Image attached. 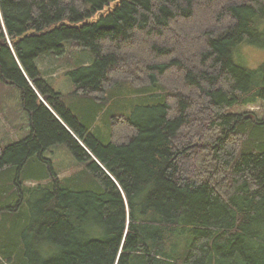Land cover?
Listing matches in <instances>:
<instances>
[{
  "label": "trees",
  "instance_id": "trees-1",
  "mask_svg": "<svg viewBox=\"0 0 264 264\" xmlns=\"http://www.w3.org/2000/svg\"><path fill=\"white\" fill-rule=\"evenodd\" d=\"M206 1L0 0L30 128L0 145V264H264V116L236 111L264 106V67L235 58L264 48V0ZM67 43L91 59L63 94L38 60ZM59 145L88 174L60 180Z\"/></svg>",
  "mask_w": 264,
  "mask_h": 264
},
{
  "label": "rangeland",
  "instance_id": "rangeland-1",
  "mask_svg": "<svg viewBox=\"0 0 264 264\" xmlns=\"http://www.w3.org/2000/svg\"><path fill=\"white\" fill-rule=\"evenodd\" d=\"M208 1V0H207ZM206 1V2H207ZM212 0H210L211 3ZM221 2V0H218ZM199 8L196 9V18L201 19L206 11H208L207 4L197 2ZM209 6V4H208ZM217 10V9H216ZM215 10V11H216ZM218 11V10H217ZM66 52L62 55H52L46 54L42 59L38 60V67L43 72L45 78L49 80L50 85L59 93L69 94L73 90V81L68 73L74 71L72 61H85L91 59L90 51L84 48H75L70 43L66 45ZM241 56L244 57L245 63L240 59L238 53H236L235 58L239 64H243L249 69H258L264 67V48L256 46H244L242 47ZM241 49V50H242ZM261 104L249 106L236 111H254L253 113L264 116V106ZM251 108V109H250ZM103 133L106 130L103 123L97 124ZM29 119L28 115L25 113L20 92L17 88L10 86L4 82H1L0 78V145H11L24 140L29 136ZM102 133L103 137H107ZM197 146L205 147V145L197 144ZM206 158L205 154L203 155ZM46 158L52 161L54 166V173L58 175L60 180H71L74 177L85 176L88 174L84 166L79 165L68 148L65 145H59L51 149L46 153ZM196 161H194L195 164ZM208 161L204 160L203 163ZM83 169V170H82ZM43 169L39 168L38 172L41 173ZM29 171H26L25 175H28ZM26 179L25 177H23ZM45 181H28L26 183L27 187L43 186L47 184ZM86 180V184L83 185V189H90L91 183ZM20 198L18 196L17 202ZM28 202V201H27ZM26 209H30L29 202L26 204Z\"/></svg>",
  "mask_w": 264,
  "mask_h": 264
},
{
  "label": "bare ground",
  "instance_id": "bare-ground-1",
  "mask_svg": "<svg viewBox=\"0 0 264 264\" xmlns=\"http://www.w3.org/2000/svg\"><path fill=\"white\" fill-rule=\"evenodd\" d=\"M261 106V105H260ZM251 109V108H250ZM251 111V110H250ZM253 113V112H252ZM195 147V146H192V148ZM26 182V181H25ZM24 185V184H23Z\"/></svg>",
  "mask_w": 264,
  "mask_h": 264
},
{
  "label": "water",
  "instance_id": "water-1",
  "mask_svg": "<svg viewBox=\"0 0 264 264\" xmlns=\"http://www.w3.org/2000/svg\"><path fill=\"white\" fill-rule=\"evenodd\" d=\"M195 146H197V145H195Z\"/></svg>",
  "mask_w": 264,
  "mask_h": 264
}]
</instances>
